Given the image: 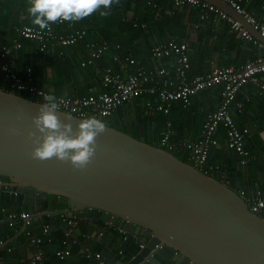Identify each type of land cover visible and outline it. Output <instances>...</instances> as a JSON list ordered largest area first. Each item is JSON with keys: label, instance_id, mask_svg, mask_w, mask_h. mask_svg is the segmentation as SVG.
<instances>
[{"label": "water", "instance_id": "1", "mask_svg": "<svg viewBox=\"0 0 264 264\" xmlns=\"http://www.w3.org/2000/svg\"><path fill=\"white\" fill-rule=\"evenodd\" d=\"M205 1L264 43V36L228 3ZM41 103L0 90V191L6 201L21 203L31 215L48 220L56 212L49 208L50 197H64L69 215L110 219L147 240L128 263L103 250L110 264H264V218L225 181L160 146L108 125L83 171L55 157L31 159L35 137L29 139L28 132L40 135L32 117ZM56 115L71 123L74 133L82 119L61 110ZM12 127L23 134L13 135Z\"/></svg>", "mask_w": 264, "mask_h": 264}, {"label": "built area", "instance_id": "2", "mask_svg": "<svg viewBox=\"0 0 264 264\" xmlns=\"http://www.w3.org/2000/svg\"><path fill=\"white\" fill-rule=\"evenodd\" d=\"M169 1L174 10L187 5L199 9L202 19L214 13L218 14L241 37L259 46H264L240 21L208 1ZM222 1L242 14L253 28L264 36V17L256 16L248 8V5L254 0ZM63 23H53L49 29L44 31H41L39 27L23 25L18 27L17 33L21 39L37 41L38 48L43 53H46L52 45L71 46L86 41L88 57L81 61L83 67L95 65L96 61L101 60L110 50V44L107 41L87 40V29L75 28L73 22H66L70 30L69 33H57L54 26ZM22 46L23 43L19 38L0 44V69L4 74L5 81L9 82L10 88L27 92L43 102V95L51 94V92L34 83L32 69L28 68L23 75H20L5 63V59L13 52L19 51ZM119 47L117 45V48ZM151 55L156 62L169 60L170 63L147 68L133 55L122 57L117 54L113 57L117 63L116 66L110 64L104 68L96 67V73L100 75L101 79L100 90L85 96H56L58 110L79 118L95 116L100 119L110 116L115 110L122 108L125 104L133 103L138 98L155 97L158 102L152 99L145 102V115L154 116L158 113L169 115L174 103L179 102L184 107L190 106L193 97L207 89L221 86L220 102L217 108L209 111L205 116L201 136L198 140L174 142L171 139L172 123L167 120L166 131L160 139V144L162 148L171 153L180 147L186 148L190 151L191 164L207 172L216 168L209 164V155L212 148L220 146L219 133L223 130L227 148L238 155L242 165L249 163L251 155L246 149L245 141L250 130L237 125L232 109L236 108L239 113L243 112V103L237 100V96L248 84L255 86L260 96L264 98V53L253 59H248L240 66H216L209 72L194 76L189 75L192 63L189 44L186 40L171 38L158 43L151 49ZM237 193L245 199L253 213L264 215V191L257 188L252 193H248L244 188H239ZM57 213L55 212V216L59 215L62 233L56 241L55 236L59 231L58 228H52L47 223H40L38 219L42 216L31 215L26 211V208L20 211L4 210L3 216H5L2 221L14 228L15 236L22 234L23 239L32 247L27 262L24 264H69L76 251H79L81 261L79 264H103V262L110 264L105 261L103 250L111 252L118 258L117 255L124 254L126 245H137L139 250L130 258L132 260L147 245V240L141 235L130 232L128 228H124L110 219L94 221L76 214L69 215L65 210ZM97 222L100 224L98 225ZM115 235L119 237L120 243L117 246H112V243L115 242ZM7 240L0 239V248L5 250L7 256L20 252L21 243L8 245ZM104 240L106 241L104 249L96 251L92 248L91 243ZM110 247H115L117 252H113ZM156 247L159 248L161 245L157 244ZM50 253L51 257H49ZM50 258H54L55 262H50ZM0 264H8V259L0 256Z\"/></svg>", "mask_w": 264, "mask_h": 264}, {"label": "crops", "instance_id": "3", "mask_svg": "<svg viewBox=\"0 0 264 264\" xmlns=\"http://www.w3.org/2000/svg\"><path fill=\"white\" fill-rule=\"evenodd\" d=\"M140 2L141 0H139V2L132 0L126 5L125 0H120L119 4L121 7L124 6L127 8L128 18H145L152 21L151 23L154 25L152 28L153 30L149 31L146 36H132L133 49L126 54L133 55L147 68H153L156 65H168L170 63L169 60L156 62L151 55V49L158 43L171 38L186 40L188 42L189 55L192 63V68L189 72L190 76L204 74L211 71L216 66H240L248 59H253L257 55L264 53V46H259L241 37L240 34L234 31L230 24L218 14L214 13L202 19L199 14V9L190 5L174 10L169 0H162L158 5L154 3L152 8L140 5ZM27 6V0H0V35H2L4 41H12L15 38L21 40L17 33V29L20 26H13V23L15 21L17 23L23 21L25 23L31 22L27 13ZM262 7H264V0H254L248 5L249 10L260 18L264 17V8ZM115 10L117 9L115 8ZM115 12L118 13V11ZM174 15H177L178 18H174V20L170 21L169 18ZM173 21L175 25L171 24ZM170 25L174 26L172 27ZM29 26L38 27L32 25V23ZM74 27L86 28L76 27L75 23ZM163 27H165L164 30H162ZM62 30L63 33L60 34L70 32H67L65 28ZM125 33V31L124 33L122 32L123 35ZM87 40H91L89 35H87ZM100 41L107 40L103 39ZM117 45L121 48V44L117 43L116 46ZM22 48L19 51L13 52L12 55L6 58L5 63L9 64L11 68L20 75H23L28 68L32 69L34 83L48 89L51 94L55 96H85L100 90L101 80L100 75L96 73V67L104 68L107 65V58L111 51L109 50L101 60H97L95 65L85 67L90 68L94 72L95 76L93 77L89 72H84L80 66L77 67V72H73L63 67L62 64L59 65L57 62L53 64L45 60H41V63L40 61L34 62L35 59L37 60L36 57L38 54L36 51L38 50L37 41L30 40V44H25L24 50ZM50 48L51 54H53L51 55L53 61L59 58L65 59L66 56V58L71 59L72 62L77 64L88 57L87 47H82L80 44L71 46L52 45ZM49 50L50 49H48L46 54ZM33 70L37 71V73H35V71L33 73ZM3 83L10 88V84L5 81L4 75ZM220 92L221 86L207 89L193 97L190 106L184 107L181 103L176 102L172 105L169 115L161 113L166 117V121L169 120L172 123L171 139L174 142L195 141L200 138L205 116L209 111L217 108L221 99ZM149 99L158 102L155 97H142L140 102H143L144 109L142 110V114L144 115L145 102ZM237 100L243 103L244 110L239 113L236 108H233L232 113L238 126L247 127L250 130V134L246 137L245 144L246 149L251 155V159L246 165H242L240 161L231 165L223 159V155L221 154H228L231 156L237 155L227 148L223 130L219 133L220 146L211 149L209 158L213 159V156L217 157L215 160L225 166V171L222 174L225 178L223 181L231 188H235V191L239 188H244L248 193H252L257 188L264 191V103H262L264 98L260 96L255 86L248 84L240 91ZM134 114H136L135 109L130 108L126 115L130 117ZM164 131H166V123L164 124L162 134ZM176 152L181 156H187L188 159L190 157V151L184 147H180ZM235 157L236 156H234V158ZM3 198L4 194H0V211L3 214L4 210L16 209L20 211L26 208L21 203L6 201L4 198V200L8 202V204L5 205ZM58 199L59 198L54 197L53 201ZM42 206L43 205L39 203L38 209L41 210L43 208ZM51 208L50 206V209ZM52 211L54 210L52 209ZM4 216L1 218L3 219ZM97 224L99 225L100 222H97ZM6 233L8 232H6L5 227L0 226V239H8V245L21 243V250L11 256H4V258L8 259V264H24L27 262L32 247L24 239L20 238V240H18L15 238L16 236H6ZM118 240H120L119 237L112 243V246H117L120 243ZM1 249L2 248H0V250Z\"/></svg>", "mask_w": 264, "mask_h": 264}, {"label": "trees", "instance_id": "4", "mask_svg": "<svg viewBox=\"0 0 264 264\" xmlns=\"http://www.w3.org/2000/svg\"><path fill=\"white\" fill-rule=\"evenodd\" d=\"M132 0H125V3L127 5V3H129ZM135 1V0H133ZM162 0H154V1H150V0H141V2L139 3L142 6H145L147 8H152L153 4L155 3V5H158V3H161ZM136 2H139V0H136ZM151 2V3H149ZM124 7V6H123ZM121 7L120 4L118 5H113L111 8V15H109L108 17H101L99 14H94L92 16H90L89 18L83 19L81 21H79L78 23H75L76 27H86L88 29V35L91 37V40H107L110 44V54L107 58V65H114L116 66L117 63L113 60V57L115 55H120L122 57L126 56L127 53H129L130 51H132V36H136V35H144L146 36L148 34L149 31L153 30L152 28L154 27V25L151 23L152 21L147 20L145 18H128L127 16V8L126 7ZM115 8L117 10H115ZM115 11H118L115 12ZM257 16V15H256ZM174 18H178L177 15L171 16L169 19L174 20ZM16 23V24H15ZM136 23V24H135ZM24 24L30 25L31 22H14L13 26H23ZM171 24H174V21L171 22ZM33 25V24H32ZM174 25H170V26H174ZM12 26V28H13ZM99 27V30H98ZM66 29L67 32L70 31L67 27V23H63V24H56L54 26V30L57 33H63L62 29ZM101 28V29H100ZM165 27L162 28V30H164ZM124 31L126 32L124 35L122 34V32L124 33ZM8 32V31H7ZM10 33V32H9ZM12 33V32H11ZM103 37V38H102ZM22 43H23V50L25 47V44H30V40H26V39H21ZM6 43V41H4L2 35H0V44L1 43ZM38 43V42H37ZM86 41L80 42L79 44L82 47H86ZM119 43L121 44V48H117L116 44ZM39 50V48H38ZM37 51V60L35 59V61H40L41 60H45L50 64H53L54 62H57L59 65L62 64L63 67L68 68L70 71L73 72H77V67L80 66L84 72H89V74L91 76H95L94 72L90 69V68H85L81 66V62H78L77 64L72 62L71 59L66 58L65 59H58V60H52L51 58V48L49 50V52L43 53V52H39ZM50 54V55H49ZM136 55V54H134ZM91 70V72H90ZM95 70V68H94ZM35 70H33L34 73ZM35 73H37V71H35ZM3 72L0 69V90H6L9 92H14L16 94L22 95L24 97L27 98H31L35 101L38 102H42L41 99L37 98V97H32L30 94H28L27 92H22V91H18V90H14L9 88V86H5L3 83ZM98 77V76H97ZM101 80V79H100ZM141 98H138L136 101H134L133 103H128L125 104L122 108L115 110L110 116L108 117H103L100 118L101 120H104L107 122V124L111 127L117 128L119 130H122L128 134H130L131 136L139 139V140H143L147 143L153 144L155 146H161L160 144V139L163 136L162 131H163V127L164 124L166 123V117H164L161 113L160 114H156L155 116H145L144 114H142V110L143 108V102H140ZM262 100V99H261ZM264 103V101L262 102ZM130 108H134L135 109V113L133 116H127V112H129ZM173 154H175L178 158H180L181 160L191 163V161L187 158V156H181L178 152L174 151L172 152ZM223 155V159H225L226 162H229L231 165H234L235 163H237L239 161V157L238 155H234L236 156L234 158V156L228 155V154H221ZM217 157L213 156V159L209 158V164H212L214 166H216L215 169L213 170H209L207 171V173L219 180H225V178L223 177V172L225 171V166H223L222 163H220L219 161L215 160ZM235 189V188H234ZM64 198V197H63ZM66 199V198H65ZM3 201L6 204H8V202H6L3 198ZM66 203L65 206L63 207H57L54 206L51 209H53L56 212H61L64 211L67 207H68V200L66 199ZM49 208H50V201H49ZM14 211H19L16 209H13ZM57 213V214H58ZM3 216V213L0 211V226H4L6 229V236H10L13 237L15 236V231L14 228H11L8 226L7 223H5L4 221H2L3 219L1 218ZM262 217L264 218V215H262ZM38 221L40 223H47L49 224L52 228H58L59 231H57L56 236H55V240L57 241L60 236H61V223L59 220V215H56L54 218L52 219H48V220H44L43 218H39ZM117 235L114 236V241L117 240ZM15 238H17L18 240L23 239V235L20 234L19 236H16ZM120 241V240H118ZM106 245V241L104 240L103 242H96V243H91L92 248H94L96 251L97 250H102L105 248ZM110 249L113 252H117L116 248L113 247ZM138 247L137 245L134 244H130V245H126L125 246V252L123 255H117L119 259H121L123 262H128L130 260V258L136 254L138 252ZM5 250L2 248L0 250V256H6L4 252ZM51 252V251H50ZM49 257H51V253L49 255ZM50 262H55L54 258H50L49 260ZM81 263L80 259H79V251H76L74 257L72 260H70L69 264H79Z\"/></svg>", "mask_w": 264, "mask_h": 264}, {"label": "clouds", "instance_id": "5", "mask_svg": "<svg viewBox=\"0 0 264 264\" xmlns=\"http://www.w3.org/2000/svg\"><path fill=\"white\" fill-rule=\"evenodd\" d=\"M120 0H27V13L31 23L41 31L57 22H73L89 18L94 14L101 17L111 15L113 5ZM59 109L57 97L43 95V103L38 104V114L32 117L37 132L29 131L35 147L28 155L33 160L44 161L55 157L62 163H70L74 170L83 171L96 155V139L103 134L108 124L95 116L82 118L75 133L71 123L62 122L56 115ZM17 116V119H20ZM13 135H22L23 129L12 127Z\"/></svg>", "mask_w": 264, "mask_h": 264}, {"label": "rangeland", "instance_id": "6", "mask_svg": "<svg viewBox=\"0 0 264 264\" xmlns=\"http://www.w3.org/2000/svg\"><path fill=\"white\" fill-rule=\"evenodd\" d=\"M54 197L51 196L50 197V206L54 207V206H57V207H63L65 206V203L67 202L65 198L61 197L59 198L58 200L56 201H53ZM65 201V202H64Z\"/></svg>", "mask_w": 264, "mask_h": 264}, {"label": "flooded vegetation", "instance_id": "7", "mask_svg": "<svg viewBox=\"0 0 264 264\" xmlns=\"http://www.w3.org/2000/svg\"><path fill=\"white\" fill-rule=\"evenodd\" d=\"M53 197H59V198H61L60 196H53Z\"/></svg>", "mask_w": 264, "mask_h": 264}]
</instances>
